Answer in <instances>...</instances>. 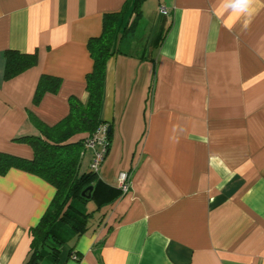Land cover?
Returning a JSON list of instances; mask_svg holds the SVG:
<instances>
[{
	"label": "crops",
	"instance_id": "crops-1",
	"mask_svg": "<svg viewBox=\"0 0 264 264\" xmlns=\"http://www.w3.org/2000/svg\"><path fill=\"white\" fill-rule=\"evenodd\" d=\"M126 1L0 0V152L31 158L13 140L38 134L29 114L53 125L69 96L85 101L87 41ZM139 10L106 63L100 110L112 133L98 178L119 188L128 172L130 189L100 210L88 202L90 227L58 262L38 264H264V0H143ZM6 50L37 63L5 80ZM42 74L61 84L34 104ZM54 193L28 172L0 175V264H25Z\"/></svg>",
	"mask_w": 264,
	"mask_h": 264
},
{
	"label": "trees",
	"instance_id": "trees-1",
	"mask_svg": "<svg viewBox=\"0 0 264 264\" xmlns=\"http://www.w3.org/2000/svg\"><path fill=\"white\" fill-rule=\"evenodd\" d=\"M142 1L127 0L120 11L104 14L100 34L88 39L86 46L93 65L85 76V101L74 95L69 96L67 115L53 125H47L29 114V120L38 134L13 140L28 144L33 152L31 158L0 152V175L6 174L11 168L19 169L40 177L55 189L39 222L29 229L30 251L25 264H38L41 260L58 262L62 246L78 238L90 227L93 213L88 212L87 203L96 202L97 210H100L122 194L120 188L103 185L98 178V171L91 168L84 171L81 166L90 149L88 142L98 138L102 129L106 141L104 159L110 149L112 126L100 119L105 67L111 56L123 53L121 40L135 28ZM128 7L134 15L132 20H128L131 13L125 16ZM4 60L3 75L5 80H9L35 66L37 55L6 50ZM60 84V78L42 74L35 88L33 103H39L47 92L56 93ZM89 186H92V190L88 198L82 192ZM68 255L75 260L81 256L74 246H70Z\"/></svg>",
	"mask_w": 264,
	"mask_h": 264
},
{
	"label": "built area",
	"instance_id": "built-area-1",
	"mask_svg": "<svg viewBox=\"0 0 264 264\" xmlns=\"http://www.w3.org/2000/svg\"><path fill=\"white\" fill-rule=\"evenodd\" d=\"M159 13L161 15H168V10L161 6L159 7ZM102 129L99 132V137L96 138L95 140L92 139L88 142V147L93 150L92 158H91V163H90V168L94 171H98L103 160H104V155H105V146H106V141L104 137ZM119 180V188L121 189L122 193L125 194L129 191L130 189V175L128 172H121L118 176Z\"/></svg>",
	"mask_w": 264,
	"mask_h": 264
},
{
	"label": "water",
	"instance_id": "water-1",
	"mask_svg": "<svg viewBox=\"0 0 264 264\" xmlns=\"http://www.w3.org/2000/svg\"><path fill=\"white\" fill-rule=\"evenodd\" d=\"M92 190V186L87 187L83 192L82 195H86L88 198L90 197V192ZM88 192V194H86Z\"/></svg>",
	"mask_w": 264,
	"mask_h": 264
},
{
	"label": "rangeland",
	"instance_id": "rangeland-1",
	"mask_svg": "<svg viewBox=\"0 0 264 264\" xmlns=\"http://www.w3.org/2000/svg\"><path fill=\"white\" fill-rule=\"evenodd\" d=\"M89 151V150H88ZM86 152V153H89V152ZM88 158V156H85V160ZM85 160H84V162H85ZM81 169L83 170L84 169V163L82 164V166H81Z\"/></svg>",
	"mask_w": 264,
	"mask_h": 264
},
{
	"label": "clouds",
	"instance_id": "clouds-1",
	"mask_svg": "<svg viewBox=\"0 0 264 264\" xmlns=\"http://www.w3.org/2000/svg\"><path fill=\"white\" fill-rule=\"evenodd\" d=\"M251 0H242V3H250Z\"/></svg>",
	"mask_w": 264,
	"mask_h": 264
}]
</instances>
